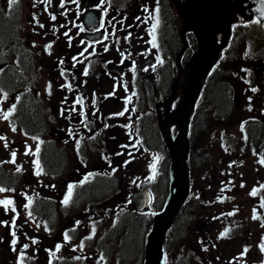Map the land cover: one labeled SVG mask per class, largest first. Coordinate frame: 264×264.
<instances>
[{"label": "flooded vegetation", "instance_id": "obj_1", "mask_svg": "<svg viewBox=\"0 0 264 264\" xmlns=\"http://www.w3.org/2000/svg\"><path fill=\"white\" fill-rule=\"evenodd\" d=\"M126 2L128 4V1ZM91 3L94 4V0H41L40 3L39 0H34V2L29 4L30 10H32L30 14L31 16L33 14L34 17L33 23H30L26 18L25 26L26 29L28 27L30 30L29 36L37 33L39 30L38 28L42 25V33L47 31L50 35L49 41L52 43L50 55L54 60V66L51 67L54 75L58 74L59 76L62 72L66 71V68L68 69V75L67 78L63 80L62 87L59 86V96L50 99L49 107L50 110L53 112L55 111L54 121L56 122H50L51 127H59L58 121L60 120L66 125L64 126L65 133L55 136L58 143H55L53 147L49 148L50 150L53 148V151L56 149L62 157L60 160L61 164L54 170H51L53 172H46L49 175L56 176L57 181L54 183L49 182V187H38L35 174H33L32 176L29 175L30 179L19 190L22 193V205L28 204L29 211H34V209L36 211V207H39V204L36 203V198H40L43 200L40 206L43 204L47 205V212L55 215L51 217L52 220L46 221L49 230H53L58 227L59 224L61 228H57L56 236H54L53 239H37L36 230L29 225H24L23 219L20 218L22 209L12 211L10 217L5 221L6 227L8 228L7 231L12 238L7 245L12 256L11 258L16 260V263L19 260V264H27L25 259L27 253L21 251L22 247L29 251L30 257L36 254L37 249H39L43 253L46 264H79L76 256H78V250L80 248L76 246L81 244V246L84 247L85 239H100L94 237L97 236L96 227L100 225L101 215L105 216L108 211L109 217L111 218L115 215L114 212L116 210L113 209L112 212L111 209L106 211L103 206L96 207L97 204H93L88 206L91 210L86 212L87 215H83L85 211H75L72 204L69 205L68 203L65 204L64 202H60L63 201L66 196V193H64L65 195L63 196L64 188L60 185L61 181L66 180L67 188L69 189L71 186V191L76 190L79 183H81L83 190H86L82 195H86L87 191L95 189L96 183L84 184V179L81 180V178H92L99 174L97 172V164H99L103 157L104 159H109L113 157L111 154L117 156L119 163L114 165L112 169H120L124 165L127 166L135 158L143 159L144 156L150 153L149 151L158 152L153 148V143L163 140L157 124L158 120L157 123L154 122L155 125L153 129L150 126V119V121H148V126L144 124V119H147L150 114V117L155 121V115L150 111L149 114L148 109L146 111L147 107H143V104L138 107L136 106V101H134L135 104L132 105V108L125 111L123 115H118L122 111L123 104L122 106L120 105L119 108H117V105L114 106L115 99L117 102L118 100L120 102L122 96L132 97L131 92L128 91L129 77H140V73L143 72L144 69H150L153 63L156 65L160 64L159 60L155 57L152 58L153 63H151L150 66L137 62L135 56H138L139 52L135 53L130 43L135 31V35H137L136 41H139L141 39L140 37L144 38L145 42L141 46V51L143 53L146 52L147 41L151 34L148 28V7L143 4H137L135 11L129 15L124 13L127 11L118 12L114 10L112 5L108 6L109 3H107V0H102L96 3L91 9V11H96L99 17L97 24L93 27H89V25H94V21L88 20L89 24H86L85 7ZM16 7H19L17 3L13 5L12 14H15L18 10ZM124 7L122 9H124ZM11 8L12 6L9 7V3H7V9ZM44 8L47 10L43 11ZM0 10L2 11L1 7ZM68 12L70 15L67 14ZM15 15H20V13H16ZM53 16L55 17L54 20L52 19ZM236 22H240L242 27L243 25L252 26L255 38L256 31L259 36L262 35V37H264V30L256 20L246 22L243 16H240L236 19ZM140 33H142V36H138ZM53 39L57 41L58 46L55 45ZM131 51H133L135 56H130ZM62 55L65 59H61ZM226 59L227 58H225L223 62ZM111 61L116 64L111 65ZM64 64V68L59 71ZM3 66L4 70L1 78L5 79L4 73L5 71H11V67L8 63L3 64ZM111 68H118V71L112 72ZM158 68H161L159 79L161 78L162 80V73L164 72L163 65ZM85 71H87V75H85ZM242 72L244 75L250 73V71L247 70H243ZM16 75L15 73L13 76H11V73L6 75L9 76V82L12 83L13 86L14 84L17 85L14 87H18L20 81L18 73H16ZM247 76L246 79L255 84V91L249 93L247 98H240L239 95L234 96V92L230 90V86L229 90L224 93V100L221 105L224 127L221 137L220 139L211 140V147L207 145L204 146L208 150L206 155L210 156L206 158V165L202 164L204 172L206 171L208 177L204 184H199L198 186L194 183L196 194L194 198H198L199 196L221 197V203L202 205V209H206L208 206L211 209L221 210L222 214L224 213V216H227V220L234 226L239 227L240 230L236 235H232L230 239H216L215 236H211L210 239H205L204 234L198 233V227H200L198 226L196 228L197 233L195 239H190L191 244L187 256H181L174 250L172 251L166 248L167 253L172 254V252H174L176 254V259L173 260L174 263L177 261V263L182 262L187 264L184 261L190 260V264H260L256 263V259L260 258V243L262 245V250V248H264V239H256V223L264 212V207H262V205H264V178L256 184V126L258 124L256 123V85L258 82L254 81V77L248 74ZM214 78L215 76L212 79ZM232 79L243 81L241 76H236ZM29 83L31 85L28 89L30 92L33 86L31 81ZM29 83L25 80L23 85L25 86ZM68 85L71 87H67ZM20 86L18 87L19 89L15 88L11 102L3 110V114L6 111H11V115L13 114L12 116H15L21 112L24 114L25 111H27V108L18 106L21 95L20 97H15L16 94L22 93L24 86ZM166 86V83L161 86L164 94L166 93ZM26 93H24L23 99H25ZM133 95H135L134 92ZM141 97L142 96L137 95L140 101ZM151 97L153 99L152 92ZM126 98L130 99L129 97ZM78 100L80 103H77ZM243 100H246L248 103L246 106L247 114L237 119L232 118L231 115L234 111L233 107L238 106ZM250 101L253 103H249ZM152 102L154 104V99ZM13 105H15L14 109ZM251 105L254 106L253 109H251L253 111H250L249 106ZM138 123L141 125L142 131L139 130ZM104 129H107L105 132L109 134V148H107L102 141ZM147 129H151V131L146 133L145 130ZM242 129L247 131L248 139L244 138ZM235 130L240 132L242 138L246 139L248 142L247 144L252 145L253 153L248 151V153H252V155L246 156L243 145H240L236 142L237 140L235 141L234 138L231 137L230 133ZM64 141H66L69 146L71 145L69 141H72L73 146L78 144L73 147V149L80 154L77 158H84V156H87L88 152L85 154V150L94 147L93 144L96 143L99 148L98 156H96L95 159L97 161L96 165H91V167L78 166L70 175L63 174L65 172L64 164L72 158L63 153L66 151L60 144ZM12 144L13 143H11V145ZM4 146L5 145L1 147L3 148ZM12 146L13 150H8L5 160L9 159V155L14 151L23 153V148H21L20 144L14 143ZM16 147L17 149H15ZM261 147L264 148V144ZM199 148L200 146L194 149L192 148V162L193 157L195 155L198 156L197 149ZM80 151L82 152L80 153ZM217 152H221V155L217 156ZM61 153L64 154V157ZM20 156L14 164H11V167L6 165L3 168V171L11 172L7 173L8 175L11 174L19 180L22 179L21 172L25 169H22L21 165H26L25 161L21 164L22 160ZM24 157L29 160L28 155ZM163 157L160 156L159 159H156V161H158L156 163L158 170H164ZM123 162H125V164H123ZM60 169L63 171H59ZM245 169H247V171H245ZM24 176L27 179L26 173ZM65 176H67L66 179ZM115 177L116 176H114V178ZM31 180H33V182H31ZM167 184L168 183H166V191ZM26 185L28 187H26ZM145 185L147 186L148 184L135 182L130 186H132L133 189H137L139 186ZM30 186H33V189H29ZM36 188L37 191L34 192ZM200 188L205 189L206 192H203ZM151 190L154 197V192L156 191L155 186H153ZM253 192H255V195L252 194ZM61 198L63 199L60 200ZM10 200L13 201L12 198H10ZM159 200L160 198H157V202H161L160 209L162 208V203H164V195L161 201ZM29 201H31L30 204ZM57 201L63 208L68 207L69 210L67 214L74 211L60 222L57 220H59L60 215L65 212L58 208L55 203ZM92 203L91 201H87V204ZM50 204L52 205L51 209ZM12 208L14 207L11 206V209ZM2 212L0 208V216H2ZM146 213L144 214H149L148 212ZM214 215L215 214L212 212L208 215L205 214L200 223L203 226L207 225L205 217H213ZM117 216L118 215H116V220L120 221L121 218L117 219ZM199 218L200 217L197 219ZM3 219L4 217L2 216L0 220ZM63 221H67V226H62ZM90 224L92 226V231L95 232V236L93 232L91 235L79 233L82 228ZM130 231H132V229H130ZM13 232H15V236L12 235ZM65 233L68 234V240L64 238ZM13 240L16 241L15 244L12 243ZM33 241H35V243ZM69 244L78 249L72 247L70 248L71 252L66 251L69 253L67 254L68 256L59 258V252L68 247ZM25 245H27V247H25ZM57 245H60L58 251ZM3 256L2 259L5 260L6 264H12L7 258V255L3 254ZM262 256H264V250H262ZM33 260L36 262V258H33Z\"/></svg>", "mask_w": 264, "mask_h": 264}, {"label": "rangeland", "instance_id": "obj_2", "mask_svg": "<svg viewBox=\"0 0 264 264\" xmlns=\"http://www.w3.org/2000/svg\"><path fill=\"white\" fill-rule=\"evenodd\" d=\"M126 1H128V4L123 8V5ZM162 1V0H161ZM20 4V9L23 11V18L28 19L30 23H33V14L31 16L29 4L34 2V0H16V3ZM156 0H116L114 2V6L119 7L113 8L114 10L120 12V11H127L124 12L125 14L131 15L135 9L136 5H146L148 7V28L152 33L150 34L149 40L147 41V50L145 53L141 51V46L144 44L145 40L143 37H140L141 39L139 41H136L137 35H134L131 40V47L132 50L134 48V52H139L138 56L134 55L133 51H131L130 56H135V59L137 62L143 63V65H149L150 62H147L150 57H155L157 60H159V65H157L154 68H148L144 69L143 72L140 73L139 76H132L128 78V84H129V92L132 94V105H134V101H139L137 98V95L142 96L141 97V104H143V107H147L146 111L153 112L155 117V121L148 116L147 119H144V124L148 126V121H150V126L153 129L156 122L157 123V117H156V111L155 106L152 102L151 97V87L156 82V73L158 72V67H161L163 64V61H168L169 59L172 60V63L174 64L176 52H172L173 50V44L169 49H166L164 58L163 55L157 54V47H158V41L161 34V29H163V21L164 20V12L163 8L160 9L156 8ZM166 7H171V12L173 14L172 21H169L168 13H166L167 18V24L164 27V31H168L167 25L169 22V25L172 26L176 23L175 27L178 30L181 27V18L177 12V9L175 8L173 1L170 0H163ZM0 3L6 7L5 0H0ZM95 4L91 3L88 6L85 7V11L93 8ZM15 7V6H14ZM18 8V7H16ZM40 8V6H39ZM165 11V9H164ZM67 14L70 15L68 12ZM12 16L11 22L18 23L20 21V15H10ZM67 24V23H64ZM63 26V24H62ZM241 24L238 23V26L236 28V37L232 44V50L230 54L228 55V59H226L220 66L219 70H217V77L215 76L214 79H217L219 81L218 84L220 85L224 90L226 89V92L230 90L234 92V96L239 95L240 98H247L249 93H253V89L255 88V84L252 82H249L246 78L248 77L246 74H243V70L250 71L249 76L254 77V81L258 82L256 85V134L261 137L264 136V37L259 36L256 31V38L254 35V29L250 26H244L240 28ZM15 27V25H14ZM155 27V32H153V28ZM39 30L37 31V34L40 35L42 33V28L39 27ZM29 29L27 27L26 33L27 35H24V38L20 42H13L8 44H0V64L3 62V54L10 55H16L20 58V62L18 60L19 66L22 68V70H18L17 68L12 69L8 72V75L11 73V76L18 75L20 76L19 86L22 82L27 80V83L31 81L32 84V90L29 92V87L31 86L30 83L25 85L23 87L22 93L16 94V96L21 95V100L18 103V106L27 108V111H25L24 114L19 113L15 115L14 117H10L9 119L5 120L3 118V110L7 107V105L11 102V97H8L7 99L2 98V89L0 86V137L4 136L3 140H0V165L1 166H9L11 167V164H14V162L17 161V158L20 156L21 158V164L26 162L25 166H22L21 168L24 169L21 172L22 181L21 185H25L26 182L30 179V176L35 174L36 183L37 186H48V183H54L57 181V177L54 175H49L46 172L50 171L47 168L43 167V161L40 162L36 149L40 147V144L45 140V144H47L46 151L49 150L50 147H53L55 143H58L55 139V136L57 134H63L65 133L64 126L65 123L63 121H58L59 127H51L50 122L54 121L55 118V111L49 109L50 107V99L54 97L59 96L60 87L63 85V80L59 78L58 74L54 75V72L52 71L51 67L54 66V60L51 57L49 52H46V49L48 47H45L44 43V37L42 36H36L31 35L29 36ZM44 35V33H42ZM258 35V36H257ZM138 36H142V33H140ZM221 36V35H220ZM155 38V39H154ZM29 42L32 43V45L29 47ZM164 45H168L167 38L164 39ZM21 45V47H20ZM164 52V50H163ZM55 59V58H54ZM67 60V59H66ZM12 64L15 63V59L8 60ZM46 64L50 67L47 68ZM116 63L111 61V65H115ZM162 64V65H161ZM140 65V66H143ZM24 71H28L30 74L27 75ZM112 72H117V69L111 68ZM177 72V69H176ZM219 72V73H218ZM151 74V76H149ZM17 76V75H16ZM236 76H241L243 81H236L232 78ZM244 76V77H243ZM213 79V81H214ZM183 78H181L179 81L181 82ZM1 84V83H0ZM2 85V84H1ZM14 86H17L14 84ZM18 86V87H19ZM17 87V88H18ZM19 89V88H18ZM181 88H179L180 90ZM13 91V90H12ZM27 92V93H26ZM133 92L135 95H133ZM24 93H26L25 99ZM181 95V93H179ZM206 95V94H205ZM11 96V94L9 95ZM207 96V95H206ZM35 98V99H34ZM125 96H122L121 101L117 102V100H114V106L117 105V108L122 106ZM180 98V97H179ZM129 99V100H131ZM152 99V100H151ZM251 99V97H250ZM128 99L125 98V101ZM177 101V99H176ZM175 101V102H176ZM140 102V101H139ZM179 102V101H177ZM176 102V104H177ZM121 103V104H120ZM249 103H253L250 101ZM247 101L243 100L238 106H234V111L231 115L232 118L237 119L238 117L245 116L247 113L246 106ZM198 105L202 108H204L206 111H209L207 114V118H205L204 122L198 126V133L195 137V147L197 148L200 146L199 149H197V155L193 157L192 166L190 168L189 174L192 177V181L199 186V184H204L206 181V178L208 175L206 174V171L204 172V168L202 164L206 165V158L210 157L207 154V148L204 147L207 145L208 147H211L210 142L211 140L220 139L219 135L222 133V129L224 127V117H218L219 113H216L214 108L215 107L212 103L208 102L204 96L201 97ZM254 106H249L250 111H253ZM36 109V111H35ZM29 114L34 115V119H38L37 122L32 119L33 123L30 125L28 123V119L30 121V118L28 117ZM13 115V114H12ZM28 115V116H27ZM28 119H27V117ZM150 119V120H149ZM232 119V120H234ZM31 122V121H30ZM56 121H54L55 123ZM29 124V125H28ZM158 124V123H157ZM138 128L140 131L141 125L138 123ZM15 128L16 131H13L12 129ZM24 129H28L33 133L32 135H28L25 133ZM52 130V131H51ZM107 129H104V134L102 141L106 145L107 148H109V134L105 132ZM151 129L145 130L146 133L150 132ZM221 131V132H220ZM232 131V129H231ZM41 133V134H38ZM242 133L244 138L248 139L246 135V131L242 129ZM42 135L40 138H36L33 136ZM231 137L234 138L236 142H238L240 145H243V150L246 156H250L253 153L252 145L247 144L248 142L246 139H243L240 132L233 131L230 133ZM241 137V138H240ZM240 138V139H238ZM69 139V138H68ZM244 140V141H243ZM78 141V140H77ZM20 144L21 148H23V153L18 152L16 153L15 157L9 155V159L5 160V156L8 153V148H11V143ZM71 145L69 146L66 141H64L61 145L65 149L66 152H63L66 156L69 155V157H72L71 160H69L67 163L64 164L65 172L63 174L70 175L71 172L74 169H77L78 166L82 167H91V165H96L97 161L96 156H98V145L94 143V147H90V149L85 150V154L88 152L87 156H84V158H77V156H80V154L77 153L76 150L73 149L72 141ZM5 145L3 148L1 146ZM7 145V146H6ZM263 144H260V141L256 142V146L260 150H256V184L259 183L260 180L264 178V163L260 161V154L261 152L264 157V148H261ZM153 148L156 149L158 152H151L148 153L146 156L142 158H135L132 162H130L127 166H122L120 169H116L115 171L110 172L112 167L116 164H118V157L111 154L113 157H110L109 159H103L97 164V172L99 174H102L105 178H100V184L95 187V189L87 191L86 195H82L86 190H83V187H81V183L77 186L75 195L71 198V201L69 202V205L73 202L75 196L77 195V198L74 200L73 209L77 212H83V215L86 214V212L90 211L91 204H87V199H89L91 202H96V207H102L107 211L111 209V212L113 209L116 211L114 212L115 215H113L111 218L109 217V212L107 211V214L105 216L101 215L100 220V231L99 234H102V237L104 239H85L84 241V247L80 245L76 246L80 249L78 250L79 254L76 256L78 258L77 261H79V264H99L101 262L100 257L97 255L96 248H105L107 247V243L112 245L114 249L118 247L115 253H112L116 258L115 264H142L141 262V252L143 250V244L141 249H137L135 246H126L127 251L130 252L127 255L122 253V247L125 243L131 244L132 236L126 235V232L124 229H132L133 231H137L138 234L141 235L142 242H144L143 237L145 238V234L147 237L148 232L151 229V223L149 221V217L146 214H142L140 211H137L134 207V205L131 202V194L133 192L137 193V190L133 189L131 184L135 182L148 184L145 185L144 189H152L153 186H155V195L157 198H160L159 201H161L162 196L165 195L166 192V180H167V174L166 170L164 169H156V159H159L160 156L163 157V155H168L169 151L166 149V144L163 142H155L153 143ZM17 149V147L15 148ZM248 151H251L252 153H248ZM82 151H80L81 153ZM194 152V151H193ZM255 152V150H254ZM62 156L64 157V154ZM28 155L29 160L24 157ZM216 155H221V152H217ZM240 155V152H239ZM46 157V153H42V159L44 162ZM221 158V157H220ZM33 159V162H32ZM203 159V163H202ZM39 161V168H37L36 162ZM161 162V161H160ZM220 163V162H219ZM122 164V163H121ZM125 164V162H123ZM122 164V165H123ZM247 165V164H246ZM41 166L44 168H41ZM111 167V168H110ZM47 170V171H46ZM247 171V169H245ZM37 172H39V175H37ZM158 172V175H157ZM27 174V179L25 178L24 174ZM30 175V176H29ZM116 176L114 179L110 176ZM88 177V176H86ZM67 176H65V179ZM10 179V178H9ZM88 179L89 181L92 180V178H81V180ZM66 180L61 181L60 185L63 186V196L66 193L65 198L68 196V188H67V181ZM33 182V180H31ZM91 182H94L92 180ZM105 182V183H103ZM20 185V183L18 184ZM20 185V186H21ZM13 184L11 186L2 187L5 189L4 192H0V200H6V199H13V204L10 205L7 209L4 208V205L0 204V208L3 211L1 215L4 217L3 220H0V264H6L5 260L2 259L3 254L7 255V258L10 260L12 264H19V260L16 263V260L12 259L11 253L8 250V245L11 236L9 235L7 231V227L5 224V221L10 217L12 209L11 206L15 208V211L21 210V219H23L24 225H29L30 227L34 228L37 232V239H53L54 236H56V230L57 228H61L60 224L58 227L54 228L53 230H49V227L46 224V221L52 220L51 217H54L55 215L53 213L47 212V205H41L42 199L36 198V203L39 204V207H36V211H29L25 205H22V193L19 191V189L14 188ZM130 186V187H129ZM26 187H28L26 185ZM81 187V188H80ZM33 189V186H30L29 189ZM133 191L131 192V190ZM203 190V192H206L205 189L200 188ZM28 190V189H26ZM37 191L34 190V192ZM33 192V193H34ZM100 193H103L100 195ZM97 196H96V195ZM142 195L135 194V199L140 197ZM81 198V199H80ZM61 198L60 200H62ZM96 199V200H95ZM58 200V201H60ZM55 202L59 209H61L63 212L59 217V220L62 221L64 218L66 219L68 217V214L73 213L74 211L67 214V211L69 210L68 207L63 208L59 202ZM63 203V201H60ZM204 201L201 200V203H199V207L197 210L199 219L191 220L193 223L191 225L192 230H196L198 226H202L201 219L205 214L211 213L210 210H205L201 208V204ZM21 204V205H20ZM21 208H20V207ZM52 208V205L50 204V209ZM158 209V208H157ZM31 213V215H29ZM190 213V211H189ZM188 215L190 216V214ZM87 215V214H86ZM121 218L120 221L116 220L115 224L113 225V219ZM0 216V219L2 218ZM186 217V216H184ZM197 217V218H198ZM189 218V217H188ZM54 221V219H53ZM188 219L184 222L183 229L181 231L177 232V235L174 237L173 242L166 243L164 240V243L166 245L165 249L168 250H174L175 252L179 253L181 256L185 255L187 256V253L189 252V247L191 244L190 239H195L193 237V232L191 229H188V226L186 227ZM58 222V223H59ZM67 221H63L62 226H67ZM236 230H240L239 227L234 226ZM233 226H231V223L227 220V216H224V213L218 212L214 218H212L209 223L206 225V229L210 233L211 236L216 237H225L232 235V232L234 231ZM262 228V229H261ZM109 229L110 232L108 231ZM243 230V229H242ZM241 230V232H242ZM254 230V229H253ZM264 230V212L262 213L261 217L259 218V221L256 223V239H264L263 235ZM92 226L87 225L86 227L82 228L79 233L80 234H92ZM108 232L110 235H108ZM196 231H194L195 233ZM227 232V235L221 236V233ZM131 233V231H130ZM207 234V236L209 235ZM93 235L95 236V232H93ZM98 235L94 238H98ZM218 235V236H217ZM127 237V239H126ZM109 239H114L109 242ZM184 239H189L188 241L184 242ZM146 241V239H145ZM146 244V243H145ZM67 245V244H66ZM72 246L69 244L68 247L61 250L58 254L59 258H65L68 256L66 251H70ZM75 247V248H76ZM21 251H25L26 254V262L27 264H46L45 259L43 258V253L37 249L36 254L32 255L30 257L29 251L22 247ZM78 249V248H76ZM164 249V251H165ZM118 254V255H116ZM110 255V259L112 256ZM142 256V255H141ZM14 257V255H13ZM260 258L256 259V263L263 264L262 257V250H261V243H260ZM33 258H36V262H34ZM40 258V259H39ZM114 258V259H115ZM22 259V258H20ZM191 262L190 260H188ZM260 261V262H259ZM106 262L108 264L111 263V261L106 258ZM177 263V261L175 262ZM172 260L170 261V264H175ZM75 264V263H73ZM103 264V262H101Z\"/></svg>", "mask_w": 264, "mask_h": 264}, {"label": "water", "instance_id": "obj_3", "mask_svg": "<svg viewBox=\"0 0 264 264\" xmlns=\"http://www.w3.org/2000/svg\"><path fill=\"white\" fill-rule=\"evenodd\" d=\"M181 16L180 37L182 48L176 56L179 72L172 84L171 93L163 101L155 90L157 110L161 116V105H165L164 116L159 118L160 129L171 156V177L169 193L161 211L153 213L154 223L145 241L144 264H164V240L177 214L187 198L193 193L190 189L188 156L190 151L189 131L197 100L204 82L213 66L223 57L231 35V22L236 12L244 14L247 21L257 18L264 29V0H173ZM196 38L197 48L185 63L181 57L188 49L187 33ZM222 34L221 40L218 35ZM183 78L180 82L179 80ZM181 97L174 108H170L178 90ZM172 124L178 131L172 134ZM139 195V193H136ZM134 201L138 208L146 207V191Z\"/></svg>", "mask_w": 264, "mask_h": 264}, {"label": "trees", "instance_id": "obj_4", "mask_svg": "<svg viewBox=\"0 0 264 264\" xmlns=\"http://www.w3.org/2000/svg\"><path fill=\"white\" fill-rule=\"evenodd\" d=\"M168 17H169V21H172L173 14H171L169 11H168ZM175 25H176V23L173 24L172 26H170L169 22H168V25H167L168 31H166L167 40L169 41L170 46L173 44L174 48H173L172 52H174V53L181 46V42H180V39L178 36V31H177ZM14 38H16L14 24L11 22L10 18H8V16H6V14H4L0 10V41L1 42H3V41L10 42ZM189 38H190L191 49H192L196 46V40L194 39V36L191 34H189ZM215 73L216 72L213 73L212 78H213V76L217 77V74H215ZM173 74H174L173 64H172V61L169 59L167 64L164 67V72L162 73V76H163V79H162L163 83L162 84L166 83L167 89L169 88L170 83L173 80ZM6 78L9 79V76H6ZM212 78H211L210 83L207 85V87L204 91V97L206 98V100L208 102L212 103L215 107H217V108H214L216 110L215 112H218L219 114H221L222 113L221 112V105H222V102L224 100V93H226V89L224 90L220 86V85H223V83L218 84L219 81L217 79H214V81H213ZM208 112L209 111H206L204 108L199 106L198 113L196 116L195 125H196V123H197V126L201 125L204 122L205 118H207ZM33 116L34 115H31V114H29V116H28L30 118L31 122L29 121V119L27 117L28 123L30 125L33 123L32 119L35 118ZM35 121L38 124L37 118ZM195 130H196V127H195ZM45 158H46V164L50 168V170H54L57 166H59L61 164L60 160L62 157L60 156V153L56 149L53 151V148H51V150L49 149L48 151H46V157ZM166 173H167V170H166ZM167 178H168V176H167ZM103 183H105V182H103ZM166 183H167V180H166ZM99 184H100V181L98 183H96L95 186L97 187ZM192 204H193V202L190 201L182 209L181 213L179 214V216L176 220V223H175L173 229L171 230V232L169 234V239H168L169 242L174 241V239H175L174 237L177 235L178 231H181L183 229V226H185L184 222L187 219H188V221L186 223V227L189 225L190 216L188 215V213L191 209ZM184 216H186V217H184ZM125 232H126L127 237L132 236V239H131V244L130 243H126V245H125V243L123 244L122 253H124L125 255L130 253L127 251V249H125V248H127L126 246H129V245L130 246L136 245L137 249H141L140 248L141 243H142L141 235L138 234V232L136 230L135 231L132 230L131 233L129 232V230H125ZM127 237H126V239H127ZM117 249H118V247H116V250ZM116 255H118V254H116ZM141 255H140V257H141ZM141 262H142V260H141Z\"/></svg>", "mask_w": 264, "mask_h": 264}, {"label": "snow or ice", "instance_id": "obj_5", "mask_svg": "<svg viewBox=\"0 0 264 264\" xmlns=\"http://www.w3.org/2000/svg\"><path fill=\"white\" fill-rule=\"evenodd\" d=\"M15 3H16V0H9V7H11L12 4H15ZM52 19L54 20L55 17L53 16ZM41 27H42V25H41ZM153 32H155V27L153 28ZM154 39H155V38H154ZM85 75H87V71H85ZM67 87L70 88L71 86L68 85ZM253 91H255V89H253ZM77 103H80V101L78 100ZM14 108H15V105H13V109H14ZM10 115H11V111L5 112V114H4V119L7 120L8 117H9ZM118 115H123V112H122V113H119ZM12 130H13V131H16L15 128H13ZM3 139H4V137H0V140H3ZM6 146H7V145H6ZM36 151H37V153H38V152H39V148H37ZM15 155H16V153L13 152V153H12V156L15 157ZM261 162L264 163V161H261ZM36 164H37V168H39V161H37ZM37 175H39V172H37ZM4 191H5V189L0 188V192H4ZM252 194L255 195V192H253ZM70 197H71V186L69 187V194H68V196H67V197L65 198V200H64V203H65V204L68 203ZM30 203H31V201H29V204H30ZM0 204L4 205V208L7 209L10 205L13 204V201L10 200V199L0 200ZM27 206H28V205H25V207H27ZM262 207H264V205H262ZM12 211H15V208H13ZM29 215H31V213H29ZM254 218H255V217H254ZM13 224H14V222H13ZM12 235L15 236V232H13ZM225 235H227V232L221 233V236H222V237L225 236ZM64 238H65V240H68V239H69L67 233L64 234ZM89 238H91V237H89ZM33 242L35 243V241H33ZM12 243L15 244L16 241L13 240ZM25 247H27V245H25ZM59 247H60V245H57V251L59 250ZM262 250H264V248H262Z\"/></svg>", "mask_w": 264, "mask_h": 264}, {"label": "bare ground", "instance_id": "obj_6", "mask_svg": "<svg viewBox=\"0 0 264 264\" xmlns=\"http://www.w3.org/2000/svg\"><path fill=\"white\" fill-rule=\"evenodd\" d=\"M110 242V241H109ZM110 245V244H109ZM110 247H111V251H112V253H115L116 252V249H114V247L112 246V245H110Z\"/></svg>", "mask_w": 264, "mask_h": 264}]
</instances>
